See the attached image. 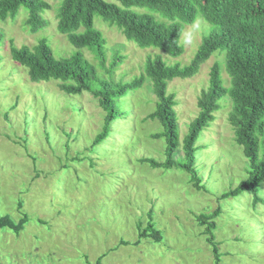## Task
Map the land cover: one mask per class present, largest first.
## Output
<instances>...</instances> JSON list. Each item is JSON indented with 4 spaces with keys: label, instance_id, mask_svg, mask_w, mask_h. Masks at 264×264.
I'll list each match as a JSON object with an SVG mask.
<instances>
[{
    "label": "rangeland",
    "instance_id": "obj_1",
    "mask_svg": "<svg viewBox=\"0 0 264 264\" xmlns=\"http://www.w3.org/2000/svg\"><path fill=\"white\" fill-rule=\"evenodd\" d=\"M45 1L52 8L44 13L48 25L43 31L30 32L25 9L15 19L0 20V216L15 222L28 217L20 233L0 229V264H99L100 258V264H215L198 217L218 209L214 234L220 264H264V184L259 188L262 202L256 206L251 193L220 200L247 177L248 168L228 120L230 98L222 99L223 108L198 142L197 165L207 192L197 191L180 170L153 169L140 161L165 158V141L152 137L160 125L144 120L155 107L149 81L127 97L133 114L115 123L119 136L88 151L103 126L98 101L85 92L68 96L58 81L33 83L11 58V41L33 47L46 39L56 58L76 51L57 29L58 0ZM104 1L123 7L118 0ZM94 25L106 40L107 68L120 58L114 78L123 82L139 77L150 56L160 55L169 65H188L213 29L202 17L185 26L192 42L185 45L181 39L184 53L174 58L139 48L100 17ZM83 52L104 75L94 54ZM215 63L229 86L223 50L195 77L169 85L178 101L181 143ZM150 224L148 237L140 238ZM153 230L161 236L158 241L149 236Z\"/></svg>",
    "mask_w": 264,
    "mask_h": 264
},
{
    "label": "trees",
    "instance_id": "obj_2",
    "mask_svg": "<svg viewBox=\"0 0 264 264\" xmlns=\"http://www.w3.org/2000/svg\"><path fill=\"white\" fill-rule=\"evenodd\" d=\"M123 7L104 0H58L57 29L65 35L76 51L64 58H56L46 39L33 47L15 46L11 41L13 61L27 70L33 83L58 81L59 89L68 96L91 94L104 113L103 126L93 139L90 150L97 149L120 133L114 131L117 121L132 115L127 97L151 83L155 96L154 110L145 121L158 122L161 129L154 139H163L164 161L143 158L142 163L153 169L180 170L188 175L197 191H209L199 174L198 146L201 134L216 119L223 108L224 97H229L231 110L228 120L235 133L236 143L243 148L248 160L247 177L236 187L221 194L220 200H229L251 193L255 206L262 202L260 186L264 184V0H118ZM52 6L45 0H0V20L15 19L22 9L28 13L26 25L30 32L43 31L48 21L44 13ZM133 8L148 9L136 12ZM160 16V19L156 17ZM100 17L110 26H116L125 38L142 49H156L177 58L183 55L181 35L185 26L202 17L213 26L194 58L188 65H169L160 55L146 59L142 74L130 82L116 81L114 73L120 58L116 57L107 68L106 40L95 25ZM2 35L0 34V44ZM91 51L105 72L102 75L83 52ZM219 50L226 51L225 70L229 86H225L222 67L215 63L210 71L209 84L198 97V113L189 123L188 131L180 142V125L176 107L178 101L169 85L176 79H191L199 74L202 65ZM182 152V153H181ZM22 205L19 204V209ZM221 210L200 215L198 222L214 254L215 264L221 263L219 243L214 234L215 219ZM28 217L18 222L10 216H0V229L20 233ZM148 228L140 238L148 237ZM155 240L161 237L152 232ZM101 258L98 263L100 264Z\"/></svg>",
    "mask_w": 264,
    "mask_h": 264
},
{
    "label": "clouds",
    "instance_id": "obj_3",
    "mask_svg": "<svg viewBox=\"0 0 264 264\" xmlns=\"http://www.w3.org/2000/svg\"><path fill=\"white\" fill-rule=\"evenodd\" d=\"M201 23H202V20H198L196 22V26L199 27ZM180 38L183 40L185 45H189L192 42L193 35L190 32H183Z\"/></svg>",
    "mask_w": 264,
    "mask_h": 264
}]
</instances>
